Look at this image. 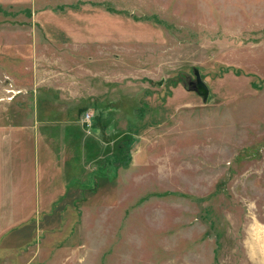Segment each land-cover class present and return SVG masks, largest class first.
I'll use <instances>...</instances> for the list:
<instances>
[{
  "label": "rangeland",
  "instance_id": "rangeland-1",
  "mask_svg": "<svg viewBox=\"0 0 264 264\" xmlns=\"http://www.w3.org/2000/svg\"><path fill=\"white\" fill-rule=\"evenodd\" d=\"M0 264H264V0H0Z\"/></svg>",
  "mask_w": 264,
  "mask_h": 264
},
{
  "label": "water",
  "instance_id": "water-1",
  "mask_svg": "<svg viewBox=\"0 0 264 264\" xmlns=\"http://www.w3.org/2000/svg\"><path fill=\"white\" fill-rule=\"evenodd\" d=\"M194 74L196 79L194 82H191L190 85L192 86L193 91H195L199 96H202L203 99H206L208 95L206 84L202 81L198 70H195Z\"/></svg>",
  "mask_w": 264,
  "mask_h": 264
},
{
  "label": "built area",
  "instance_id": "built-area-1",
  "mask_svg": "<svg viewBox=\"0 0 264 264\" xmlns=\"http://www.w3.org/2000/svg\"><path fill=\"white\" fill-rule=\"evenodd\" d=\"M85 118H86V122H87V121H89L90 116L86 114ZM85 125L87 126L88 124L85 123Z\"/></svg>",
  "mask_w": 264,
  "mask_h": 264
}]
</instances>
